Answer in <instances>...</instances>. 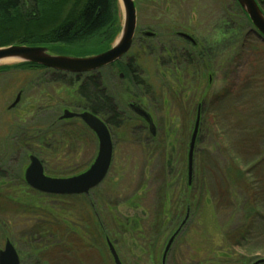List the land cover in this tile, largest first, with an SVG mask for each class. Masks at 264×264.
Segmentation results:
<instances>
[{
  "label": "rangeland",
  "instance_id": "rangeland-1",
  "mask_svg": "<svg viewBox=\"0 0 264 264\" xmlns=\"http://www.w3.org/2000/svg\"><path fill=\"white\" fill-rule=\"evenodd\" d=\"M114 1L113 23L93 37L64 45L56 43L49 31L40 33L36 30L29 33L27 41L50 47L53 49L51 54L61 56L85 57L104 51L116 42L123 25L122 5ZM134 4L138 25L172 14L168 12L171 8L164 12L160 3ZM191 9L195 12H189ZM198 9L202 17L206 15V103L194 146L190 183L187 157L195 117L191 118L190 129L186 131L184 127V130L182 117H175L174 108L170 107L171 92L167 93L164 87L161 99L165 103L166 96H169L170 114L167 106L165 117L163 107L161 113L155 112L159 124L164 122L163 132L166 133L162 156L151 145L145 146V151L142 147L146 144L137 133L124 131L120 137L126 142L120 139L115 146L111 174L97 186V198H92L101 210L102 219L108 225L107 235L118 248L124 264H156L157 261L160 264L167 241L185 219L187 203L191 205L190 216L178 240H194L192 245L189 243L194 258L175 251L174 260L169 264L176 262V258L177 264H236L238 260L252 264L264 259V39L254 30L235 0L178 2L173 14L187 20L199 15ZM23 35L26 34L13 31L2 35L1 39H12V43L18 44V40L25 37ZM20 63L0 61V158L3 160L0 167L7 172L4 175L8 179L11 178L9 175L20 173L21 167L17 163H22L27 152L17 151L22 147L20 135L26 141V137L32 134L31 122L43 126L47 113L38 106L48 104L44 100L45 91L53 95L61 89V85L48 82L42 71L32 72L28 66L18 67ZM142 64L143 70L137 68V77L151 84V89L148 90L147 86L142 89L148 100L153 99L154 103L153 89L159 90L163 76L151 59ZM108 74L114 89L125 87L124 81H118L117 73ZM65 88L70 92L75 88L72 95L76 97L78 84H73L69 76ZM18 92H22L20 102L11 112L8 108ZM70 95L66 91V97L70 98ZM128 97L124 95L123 99ZM56 103L55 99L51 101V112ZM149 107L154 111V105ZM32 115L36 118L34 121ZM27 149L37 152L32 146ZM70 155L74 154H65L66 161L62 165L54 163L55 160L46 161V171L71 177L87 168L82 166L86 162L82 153L77 152L75 157ZM147 159L150 162H146ZM90 199L86 200L87 205H91ZM50 201L57 216L67 221L66 216L71 219L69 222L76 224L86 239L85 230L92 231L86 204H81L79 199L64 201L61 197ZM62 207L73 211L66 208V212ZM2 219L8 220L9 227L0 226V229H10L9 217ZM115 224L120 227L116 228ZM237 230L240 235L230 240L228 236ZM97 239L93 249L82 245V253L77 251L76 257L67 254L65 264H113L109 262L107 246L100 234ZM134 239L142 240L146 248H139ZM152 248H156V259ZM223 259H226L225 263ZM55 264L64 263L58 259Z\"/></svg>",
  "mask_w": 264,
  "mask_h": 264
},
{
  "label": "flooded vegetation",
  "instance_id": "flooded-vegetation-1",
  "mask_svg": "<svg viewBox=\"0 0 264 264\" xmlns=\"http://www.w3.org/2000/svg\"><path fill=\"white\" fill-rule=\"evenodd\" d=\"M117 1L119 2V0ZM196 1L206 2V0H133L134 3L144 2L145 5L152 4L153 2L160 3L162 5V10L163 7L165 8L164 12L171 8L168 12H172V14L162 15L160 16L161 18L156 21L138 25L139 21L136 12L137 24H135L136 30L131 48L121 59L99 70L73 74L29 63L32 72L42 71L43 75L48 77V82L61 85V89L58 90V93L55 91L53 95L47 90L44 93V100L48 102V104L46 105L44 102V106H38V108H40L39 110H43V113H47L43 126L41 127L31 122L30 124L32 125L29 127L33 130L32 134L26 137V141L22 140V135H20L22 147L17 149V151H27L24 158H22V163H17L18 167H21L20 173L14 176L9 175L8 177L11 178L8 179L4 175L5 173L7 174V172L3 171L2 167H0V226H2V228L8 226V220L2 219L5 218V216L9 217V221L11 222L10 229L8 228L9 226L5 227L4 230L0 229V252H2L7 243H9L17 254L19 264H55V260L58 259H61L65 264V257L67 254L76 257L77 251L82 253V245L84 248L93 249L95 247L94 245L98 243L97 237L100 234L103 238V244L107 246L106 254L109 262L115 264L108 241L112 244L121 263L124 264L119 255L118 248L109 235H107L108 225L102 219L100 208L94 204L95 198L92 200L93 196L97 198L98 187L92 189L88 194L83 195H49L36 191L28 186L25 180V172L30 164L31 156H35L39 159L44 169V175L52 178H68L70 176L62 177L55 173H48L46 171V161L50 162L51 160H55L54 163L62 165V163L66 161L65 154H74L70 156L75 157L77 152L82 153V157H86V162H84L82 166L87 168L80 173L74 174L77 176L88 170L97 158L99 140L95 132L79 117L63 119L62 117L65 111L74 114L88 112L99 118L106 125L111 137L110 141H112L113 150L110 168L104 180L111 174L112 165L114 163L115 146L118 141L122 139L120 135L126 130H130L134 132V135L138 134V136H140V139L146 144L142 147L145 151V146L151 145L153 146L152 149L159 152L160 156H162V149L165 148L164 134L166 133L163 132L164 122H160L159 124L157 121L156 111H158L157 114L161 113L163 107L164 117L166 115V108L168 114H170V108L167 105L169 96H166L167 100H165V103H162L161 99L164 87H166L167 93L169 91L171 92L170 107L174 108L176 113L175 117H182L183 129L185 130L184 127H186V131L190 129L192 125L191 118L194 117L195 125L197 115L199 113L198 116H200L201 119L202 111L205 107L204 104L206 103V15L202 17L198 9L199 15H195V18L190 17L187 20H181L177 13L173 14V9L177 11L178 2ZM256 1L264 13V0ZM109 2L115 1L109 0ZM189 12L194 13L195 11L191 9ZM252 31L254 32V30ZM147 33L151 35H146ZM113 45H111L110 48ZM45 48L48 49L49 53L53 50L50 47L45 46ZM110 48L96 54L105 52ZM152 57H154V59ZM147 59L153 61V66H155V69L163 76L159 84V90L154 91L153 89L154 93L152 94L156 99L154 103L153 99L152 101L148 100V95L145 93L146 91L144 92L142 89L145 86H147L146 88L148 90L149 88L151 89V84L147 81L139 80L137 77V68L143 70L142 63ZM109 72L111 74L113 72L115 74L117 73L118 81H124L125 85L123 86L125 87H117V89H114L109 82L111 78L108 74ZM168 75L169 77H167ZM67 76H69V80L73 81V83H77L78 87L85 82L90 83V81L93 80L94 84L96 83V87L92 85L94 92H101L102 96L99 98L98 96H96V98L94 97L91 101V105L99 108V101L103 103L105 98L108 103L116 107L120 116L126 119L127 122L133 124V127L128 129V127L125 126L116 129L113 127V122L111 120L114 116L113 111L108 109H98L94 111L92 108L88 107V100L82 98L80 95L78 97L72 95H70V98L66 97L65 86L67 83ZM134 85L137 87L135 88L137 91L134 90ZM115 93L119 95V98ZM124 95H128L129 97L125 100L123 99ZM21 96L22 92H18L14 102L17 98H19L18 102H20ZM159 97L161 99L160 101L158 99ZM33 99L35 100V98ZM53 99H55L57 103L53 106L54 111L51 112L52 108L50 103ZM187 100H189L188 103H185ZM17 103L15 106L11 104L8 110L11 109L12 112L13 108L18 107ZM151 104L154 105V111L149 107ZM165 106L167 107L165 108ZM139 109L149 116V121L139 115L137 111ZM167 116L171 119L169 115ZM35 119V116L32 115V120L34 121ZM68 131L72 133L73 136L69 142L65 138ZM122 141L123 143L126 142L124 139H122ZM28 146H32L37 152H33V150L28 151ZM2 162L3 160L1 159L0 163ZM146 162H150V159H147ZM24 166L25 168H23ZM91 194L92 196H90ZM65 196H83L86 200L91 198V205H86L88 211L86 215L90 217L92 231L87 232L88 230H85L86 235L84 236L87 237L86 239L80 234V228L75 226L76 224L69 222L71 219L67 216L66 218L68 221L59 218L57 213L51 209L50 205L52 202L50 199L62 197L61 200L65 201ZM61 204L65 205L63 203ZM66 208L67 207H62L61 209L67 212ZM190 208V203H187L186 214L188 212V217L190 216ZM127 225H129V220H127ZM180 225L181 224H178L175 231H177ZM185 225L186 223L183 225L181 231ZM118 227H120V225H118ZM178 237L179 234L174 239L167 253L166 264L167 260L172 257L175 251L182 252L183 254L185 252L186 257L189 252H192L189 247L191 246V241H179ZM134 240L139 248L143 249V247H145V244H142V240ZM144 241L146 243L145 239Z\"/></svg>",
  "mask_w": 264,
  "mask_h": 264
},
{
  "label": "water",
  "instance_id": "water-1",
  "mask_svg": "<svg viewBox=\"0 0 264 264\" xmlns=\"http://www.w3.org/2000/svg\"><path fill=\"white\" fill-rule=\"evenodd\" d=\"M250 19L254 30L264 39V13L256 0H235ZM123 8V25L120 35L114 45L107 51L88 56L70 57L50 54L45 47L10 46L0 48V61L6 58H14L19 62L38 64L66 73L80 74L96 71L121 59L131 48L136 25V8L133 0H119ZM146 35H151L147 33ZM19 98L12 104L15 106ZM139 115L149 121V116L142 110H137ZM199 115V113H198ZM197 115L196 122L191 135L188 151V181L192 176L193 154L196 139L199 132L200 116ZM79 117L86 125L95 132L99 140V151L93 164L85 172L69 178H52L44 175V169L38 158L30 157V164L25 172V180L28 186L34 190L49 195H83L99 186L105 179L112 160V141L106 125L96 116L90 113L74 114L64 112L63 119ZM188 219V212L177 231L167 241L162 252L161 264H166L167 253L174 239L180 233L183 225ZM111 255L115 264H122L112 244L108 241ZM0 264H19L16 252L7 243L5 249L0 252ZM252 264H264V259H259Z\"/></svg>",
  "mask_w": 264,
  "mask_h": 264
},
{
  "label": "trees",
  "instance_id": "trees-1",
  "mask_svg": "<svg viewBox=\"0 0 264 264\" xmlns=\"http://www.w3.org/2000/svg\"><path fill=\"white\" fill-rule=\"evenodd\" d=\"M113 21L114 5L113 2H109V0H0V48L10 46H40L36 43L27 41V38L30 37L29 33L36 30L40 33L44 32V30L49 31V33L55 37L54 41L56 43L72 45L79 39H88L99 34L109 27ZM13 31H21L26 35H23L25 37H21L18 40V44L12 43V39H1L2 35H7ZM29 65V63L22 62L18 67H29ZM92 85H95L96 87V83L94 84L93 80H91L90 83L85 82L80 85L76 89V96L78 97L80 95L82 98L88 100V107L92 108L94 111L98 109H108L113 111L114 116L111 120L114 128L117 129L126 126L130 129L133 127V124L127 122L126 119L120 116L116 107L112 106L111 103H108L105 98L103 103L99 101V108L91 105V101L94 97L96 98V96H98L99 98L102 96L101 92H94ZM133 88L137 87L134 85ZM72 89V91H75V88ZM66 91L68 94L72 95V91ZM72 137V133L69 131L65 135L68 142L71 141ZM64 199H79L81 204H89L88 201L86 203V198L83 196H65ZM67 209L71 210L69 207H67ZM113 220V222H117L116 219ZM115 226L116 228L118 227L117 224H115ZM239 235L240 232L237 230L231 233L228 237L231 240ZM186 240L191 241V243L194 241L190 238ZM154 246L156 247V244ZM155 249L156 248H152V255L156 259V255L154 254ZM191 251L193 252L192 248ZM192 252L188 253V258H194ZM173 260L174 257L173 259L171 257L167 260V263L170 261L172 262ZM223 260L225 263L226 259ZM173 264H177V258L176 262L174 261ZM236 264L245 263L238 260Z\"/></svg>",
  "mask_w": 264,
  "mask_h": 264
},
{
  "label": "bare ground",
  "instance_id": "bare-ground-1",
  "mask_svg": "<svg viewBox=\"0 0 264 264\" xmlns=\"http://www.w3.org/2000/svg\"><path fill=\"white\" fill-rule=\"evenodd\" d=\"M1 62L10 63V62H18V60L14 59V58H6V59L2 60Z\"/></svg>",
  "mask_w": 264,
  "mask_h": 264
}]
</instances>
